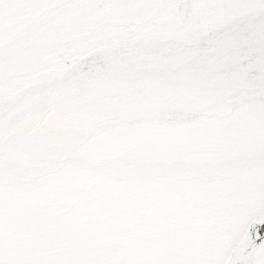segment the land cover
Listing matches in <instances>:
<instances>
[{
    "label": "snow or ice",
    "instance_id": "1",
    "mask_svg": "<svg viewBox=\"0 0 264 264\" xmlns=\"http://www.w3.org/2000/svg\"><path fill=\"white\" fill-rule=\"evenodd\" d=\"M0 264H264V0H0Z\"/></svg>",
    "mask_w": 264,
    "mask_h": 264
}]
</instances>
